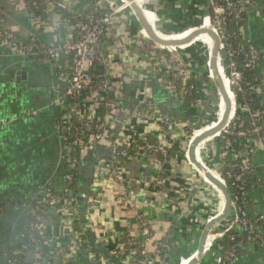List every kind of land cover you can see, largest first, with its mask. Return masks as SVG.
<instances>
[{
	"label": "crops",
	"instance_id": "crops-1",
	"mask_svg": "<svg viewBox=\"0 0 264 264\" xmlns=\"http://www.w3.org/2000/svg\"><path fill=\"white\" fill-rule=\"evenodd\" d=\"M55 1L64 4L66 9H55V12L46 15V24L34 29L24 0H0V27L15 34L22 42L30 41V32L36 30L38 42L63 44L74 35L67 20L75 10L84 8L91 0ZM253 1V9L247 14L245 32L263 53L255 74L261 84L260 111L263 113L264 133V13L256 11L264 0ZM144 6L153 9L154 4L152 0H144ZM144 6L141 5L143 9ZM127 9L122 8L113 16L102 44L106 67L89 73L92 82L94 78L98 83L107 74L111 82L110 90L106 94L87 88L75 104V118L92 119L102 127L104 140L92 148L85 147L77 186L79 197L73 204L74 220L70 222L60 206L49 207L45 219L38 225L37 240L31 238L29 246L21 249V257L26 262L33 260L36 246L34 254L42 264H127V255L123 250L130 242L146 246L151 251L158 245L165 247L166 251L168 247L167 252L174 255L181 254L182 250L183 253L190 250L179 264L193 262L197 240L204 226L199 232L196 227H188L189 218L186 216L190 214L199 220L205 216L200 211L201 205L197 207L196 201L193 202L192 194L196 186L195 190L192 186L190 190L186 189L191 180L187 175L192 171L190 169L201 177L206 191L214 196L210 202L213 213L206 223L213 222L218 216L215 209L216 200H219L217 190L194 164L189 163L190 168L186 166L183 156L172 157L167 165L163 184L168 193H162L153 181L158 174L150 154L126 160L122 181L108 176L109 168L105 165L104 156L111 142L124 141L132 133L146 134L149 140H156L159 119L163 116L171 118L170 132L178 139L181 134L190 133L189 122L200 119L202 115L195 104L185 105L184 99L187 97L182 96L177 87L164 85L154 73L156 58L162 56V52L152 48L144 37H148L146 30L140 32L134 12L131 8ZM208 11V0H160L156 14L145 11V15L158 35L166 39L165 36L169 34L192 33L198 27L209 25L208 19L203 18ZM201 18L204 20L200 22ZM190 26L194 27L187 29ZM158 27L169 34H163ZM182 48H186L181 50L186 58L191 55L187 60L193 65L198 95L202 96L206 79L202 71L206 72L212 84L210 90L215 96L212 116L222 99L212 80V51L208 57L209 47L194 41ZM58 63L61 68L67 66L64 54ZM56 69L44 56H21L9 42L0 41V199L20 202L19 207L0 216V264H7L13 246L24 240L22 234L27 230L29 219L24 204L31 200L35 192H42L47 184L58 193L66 188V159L57 125L69 106L55 105L53 86ZM141 90L153 103L154 111L145 106ZM104 102H108L110 108L109 115L105 117L98 113L101 108L107 112ZM210 124H204L197 130L205 133L209 131ZM214 139L218 142L217 136ZM215 146L213 164H216ZM252 150L248 151V155L256 166L253 175L264 184V154L260 150ZM198 189L199 192L203 191L202 187ZM249 192L254 212L264 215V188L249 189ZM87 198H92V201L88 202ZM233 215L230 214L226 224L207 235L203 259L216 249ZM140 216L145 223L140 221ZM195 240V245H191ZM90 246H93V250H89ZM188 247L190 249L186 250ZM235 264H264V245L249 243Z\"/></svg>",
	"mask_w": 264,
	"mask_h": 264
},
{
	"label": "built area",
	"instance_id": "built-area-1",
	"mask_svg": "<svg viewBox=\"0 0 264 264\" xmlns=\"http://www.w3.org/2000/svg\"><path fill=\"white\" fill-rule=\"evenodd\" d=\"M24 1L34 29L39 25L47 23V19L43 15L52 14L55 12V9H66L64 4L57 3L55 0ZM152 2L154 4L153 9L145 8L144 4L143 6L145 11H150L155 15L160 0H152ZM208 2L209 10L212 13L208 11L203 18L208 19L211 27L218 30L221 36L223 52L229 58V64L226 69L233 89L235 104L237 103L242 109L241 114L233 117L221 133L223 134V145L220 148L219 156L223 161V166L224 164L227 166L225 170L226 179L235 186L237 193L236 200L241 203H248L250 202L251 194L249 189L254 188L248 181V175L253 174L254 169L250 159L243 156L244 151L241 150V147L244 144V140H253L264 146V133L261 134V129L257 124L261 121L260 108L252 112L249 108L250 100H248L250 96L253 101H255V97L261 99V84L258 82L260 79L257 75L252 79L245 75L246 71H251L255 74L263 57V53L258 45L248 39L245 32L247 14L253 9L254 1L208 0ZM123 7L127 6L117 3L115 0H91L84 8L75 10L67 20L66 23L74 35L63 44H44L40 43V41L38 42L36 30L30 32V41L28 42H22L15 34L11 33H7L5 37H0L1 43L9 42L14 46L19 55L26 57L44 56L50 63L54 64V67L57 68L55 73L56 82L53 86L55 105L61 107L69 106V110H66L57 125L59 140L66 159V169L64 172L66 188L61 194L55 192L47 184L42 192H35L31 200L27 204H24L29 213V218H34L28 222L27 226V229L33 233L32 239L37 240L39 235L37 230L38 225L45 219L47 209L51 206H60V210L64 216L70 218V222L74 220L72 215L74 208L72 205L77 201L79 196L72 187L74 183L73 171L80 165L84 150L88 146L92 148L97 142L104 140L102 133L99 131L102 127L95 124L92 119H85L78 124L73 122V114L77 111L75 104L76 101L83 97L87 88L91 90L98 89L106 94L110 90L111 82L107 74L104 79L94 85L89 73L93 67H106L107 62L102 50V44L109 32L113 16ZM256 9V11L259 10L264 13V3L256 7ZM140 28L141 32L143 28ZM144 37L148 38L147 36ZM239 40L248 42V45L243 43L237 44ZM156 47L163 50V48L157 45ZM162 53L168 54L167 52ZM62 54L65 55L68 62L65 68H61L58 63ZM156 59L153 69L154 73L162 78L166 72L172 71L174 79L180 81L178 89L182 96H186L189 100L196 103L198 100L197 85L190 82L191 77L185 75V71L182 70L180 74L178 70L173 68L176 60H173L172 57H167V55H162ZM140 95L145 97V106L154 111L155 107L146 98V92L141 90ZM238 95L242 99L240 103L237 101ZM104 105H106V114L109 115L110 108L108 102H104ZM1 125L2 123H0V127ZM171 125L172 120L169 116H163L159 119L157 146H152L149 143L146 134L138 135L136 133H132L124 141L115 140L111 142L109 146L113 145L112 160L109 162L105 160V165L109 168L108 176L115 181H122L124 170H112V165L121 162L120 159H131V155L127 149H119L120 146L124 145L126 147H135L137 149L136 154L138 155L148 154V152L160 155V157L154 160L158 175L154 177L153 181L154 183L163 185V177L167 165L172 157L177 156L174 151L175 135H172L170 132ZM126 130L128 129L126 128ZM238 146H240L239 151H237ZM170 152L175 154L171 155ZM219 174L226 184L221 171H219ZM87 201H92V198H87ZM14 202L6 198L0 199L1 217L5 216L8 211L20 206V202ZM43 211L44 213L41 214L40 212ZM232 213L234 215L230 217L231 222L224 231V245L221 247L222 254L217 259L216 264H226L224 261H228V264H235L239 258L238 252L240 250L244 249L251 242L260 244L264 240L262 233L258 232V220L257 222L252 221L243 208L238 206L234 200L231 215ZM261 216L264 217L263 215ZM140 221L145 223L143 217H140ZM22 236L25 238L26 233L24 232ZM226 238L229 239L228 245L225 242ZM155 249H158V247L156 246ZM89 250H93V246H90ZM21 251L20 246L15 244L7 259V264H42L36 256L31 262H26L21 257ZM123 251L127 255V264H152L153 260L156 259V256L149 253V249L146 246L137 245L132 242L127 243Z\"/></svg>",
	"mask_w": 264,
	"mask_h": 264
},
{
	"label": "rangeland",
	"instance_id": "rangeland-1",
	"mask_svg": "<svg viewBox=\"0 0 264 264\" xmlns=\"http://www.w3.org/2000/svg\"><path fill=\"white\" fill-rule=\"evenodd\" d=\"M124 9L128 10L127 8H129L130 10V7L127 6V7H123ZM132 11V10H131ZM137 19V18H136ZM203 18H201L200 22L202 21ZM138 20V19H137ZM138 22V21H137ZM139 23V22H138ZM140 24V23H139ZM141 26V25H140ZM194 26H190L189 28L187 29H190V28H193ZM159 31H161L163 34H169V32H164L161 27H158L157 28ZM141 30V28H140ZM190 33L187 32V34H185L186 36H188ZM146 40H148L150 42V45L152 46V48H154L155 50L157 51H160L162 49H159L156 47V45L153 44V42L149 39V38H145ZM194 42H197V43H203L205 44L207 47H209L208 49V57L210 56V47H213L212 44L209 43L208 40H200V39H196L194 40ZM166 49H163L162 51L160 52H167L169 54H165V53H162V55H167V57H172L173 60L175 59L176 60V63L174 65V69L175 70H178V72L181 74V71H185V75L187 76H190L192 79L195 78L194 74H193V68H192V64L190 65L188 63L189 60H187L188 58L190 59V56H188L187 58L184 56V54L181 52V50H186L183 49V48H177V49H172L170 48L169 50L171 51H164ZM191 54V53H190ZM178 60V61H177ZM191 63V61H190ZM205 70V69H204ZM202 75H203V78L205 79V82L203 84V92H202V96H199L198 95V92H197V95H198V100L197 102L195 103V107L196 108H199L200 112H201V118L196 120V121H192V122H189V128H190V133L188 132L187 135H180V137H178V139H176L174 141V151L177 152L176 150L180 149L181 151L179 153H176L177 156L179 157H182L183 156V161L185 162L186 166L188 165V167L190 168V164L186 158V155H182V152L186 154L187 152V149H188V146L190 144V140L192 139V136L195 132V130H197L200 126L204 125V124H207L209 122H213L215 121V119L217 118V110L219 108V104L216 106L217 108H215L214 110V115L212 113V116H211V109L214 108L215 106V102H212L213 99L215 98L214 96V92L212 90H210V86L212 85L210 81H208L207 79V75H206V72L204 73L202 71ZM194 83H196V80L194 81ZM213 92V93H212ZM221 100V99H220ZM220 103V101H219ZM261 122L263 124V113H261ZM221 137L218 138V142L216 143V146H215V162L217 164L215 165H218V168L219 170L221 171V173L223 172V161L220 159V156H219V152H220V147L218 146L219 145V142L221 141ZM178 142V145L176 144ZM254 145V146H253ZM239 147H237V151H239ZM244 148H241V150L244 149V153H243V156L244 157H248L250 159V162L253 164V169H254V172L256 171V166L255 164L253 163V161L251 160V157H249L248 155V151H253L252 149L254 148L255 150H260L261 152H263L264 154V146H262L260 143L258 142H252V141H248V140H244V144L243 146ZM214 147H211V151H210V160L212 161L213 159V151ZM251 149V150H250ZM246 150V152H245ZM256 150V151H257ZM241 152V151H240ZM212 156V157H211ZM215 165H214V168H215ZM156 167V166H155ZM192 171H190V173H187V175L189 176L188 179H191L190 180V183L186 185V189L190 190L191 186L193 188V190H195L196 188V191H194V193L192 194V198H193V202H195L196 206L198 207V205H201L200 208H201V213L204 214V218L203 220H199L196 218V216H190V214H188L186 217L189 218L188 220V227H196L198 228V232L200 231V229L205 225L206 223V220H208V217L213 213V211L211 210L212 208H210L212 206V204L210 205V202L213 201L214 199V196L212 194H209L207 191H206V188H205V184L203 183L202 179L200 176H196V173L195 171H193V169H190ZM193 176V177H192ZM155 177H157V175H155ZM154 180V179H153ZM155 185H157L158 187L161 188V192L163 193H168L167 190H166V187L165 185L163 184H159V183H156ZM196 186V188H195ZM156 188L157 190H159V188ZM199 187H202L203 191L199 192ZM191 200V199H190ZM189 200V202H190ZM192 201V200H191ZM133 205V204H132ZM134 206V205H133ZM132 207V206H131ZM200 211L198 212V215L200 213ZM191 213V212H190ZM262 215V214H261ZM264 216V215H263ZM142 217V216H140ZM187 228V227H186ZM185 228V229H186ZM196 243V240L192 242L191 245H195ZM252 243V242H251ZM155 245V244H154ZM224 245V238H222L218 244H217V247L216 249H214V251L210 254V255H206V257L203 259V262L202 264H216L217 263V259L219 258V256L222 254L221 253V247ZM158 249H154L153 251L149 250V253H151V255H154L156 256V259L153 260L152 264H179L180 260L182 258H184L187 253L189 254L190 253V247H188V249L186 248V250H189V252H185L183 253V250L181 252V254H178V255H174V254H171V253H168L167 251L169 250V248L167 247V251L165 250L166 248L163 247V246H160L158 245ZM185 250V249H184Z\"/></svg>",
	"mask_w": 264,
	"mask_h": 264
},
{
	"label": "water",
	"instance_id": "water-1",
	"mask_svg": "<svg viewBox=\"0 0 264 264\" xmlns=\"http://www.w3.org/2000/svg\"><path fill=\"white\" fill-rule=\"evenodd\" d=\"M117 3L120 4H124L126 5V2H129L130 5L129 7L132 9V11L134 12L136 18L138 19V21L140 22V27H142L143 29L146 30L148 38L157 46L163 48V49H168V48H182L185 47L187 45H189L190 43H192L199 35L201 34H214L217 44H218V49L216 52V56L212 62L211 65V73H212V80L214 85L220 89L223 92V95L225 96V99L227 101V114L226 117L224 119V121L214 130H212L209 133H206L200 137H198L196 140H193V138L190 141L189 144V149L186 152V158L188 160V162L191 164H194V167L197 168V170L199 171H203L207 176H209L213 182L223 191V193L225 194L226 198H227V211L224 215V217L220 220V221H216V222H207L204 227L201 230V233L199 235V238L197 240V245H196V249H195V259L191 264H200L201 260L203 259V254H204V244H205V240L207 235L211 232L214 231L216 228H218L219 226H221L223 223H225L231 212L233 209V198L232 195L227 187V185L225 184L223 178L221 177H216L215 174H213L207 167L202 166L200 163L197 162L196 158H195V154H194V149L195 146L201 142L203 139L209 138V137H213L215 135H220L222 133V131L224 130V128L227 126V124L230 122V117L232 114V110H233V103L231 101V97L229 96V92L226 89L225 84L221 81V79L219 78V74L217 72V62L221 56V53L223 52V42L221 39V36L218 32V30L212 28V27H198L199 30L190 33L188 36L178 39L174 42H168L165 40H162L161 37L158 35L157 30L154 28L153 25H151V23L149 22V20L147 19L146 15H145V11L144 9L137 4L134 0H115ZM127 6V5H126ZM138 17H137V15ZM229 64V58L227 56H225V66L227 67Z\"/></svg>",
	"mask_w": 264,
	"mask_h": 264
},
{
	"label": "trees",
	"instance_id": "trees-1",
	"mask_svg": "<svg viewBox=\"0 0 264 264\" xmlns=\"http://www.w3.org/2000/svg\"><path fill=\"white\" fill-rule=\"evenodd\" d=\"M107 8V7H106ZM106 10V9H105ZM108 10V9H107ZM210 11V10H209ZM209 13H212V11H210ZM43 17L44 18H46V16L45 15H43ZM7 31L6 30H4V29H2L1 27H0V37H5L6 35H7ZM241 44V43H243V44H247L248 45V42H246V41H237V44ZM169 54V53H168ZM99 69H101L100 67H93V69L92 70H94V72H97V71H99ZM104 69V68H103ZM103 72V71H102ZM245 75L248 77V78H250V79H252V78H254L255 76H256V74H254V72H251V71H246L245 72ZM93 79V83H94V85L95 84H98V82L94 79V78H92ZM162 83L164 84V85H173V86H175V87H177V88H179V85H180V81H178V80H175L174 79V77H173V75H172V71H169V72H166L163 76H162ZM190 82H192V83H194V79H192L191 78V80H190ZM259 83H260V80L258 81ZM248 100H250V102H249V108L251 109V111L252 112H255V111H257L259 108H260V99H258V97H255V101H253L252 100V97L250 96V97H248ZM237 101L240 103L241 101H242V99H241V96H237ZM184 102L186 103L185 105H188V106H190V105H192V104H194L195 102L194 101H191V100H189L188 98H185L184 99ZM101 116H106V113L107 112H105V109H100L99 110V112H98ZM62 116V115H61ZM76 116H73V122L74 123H76V124H78V123H81L83 120H85V119H83V120H78V119H76L75 118ZM258 126L260 127V129H261V134L263 133V126H262V123H261V121H259L258 123ZM99 131L101 132V133H103V130L100 128L99 129ZM188 131H191L190 129L188 130ZM256 136H258V135H256ZM221 141L219 142V147L221 148L222 147V145H223V134H221ZM152 138V137H151ZM153 139V138H152ZM149 140V139H148ZM149 143L152 145V146H157L158 145V140L156 139V140H149ZM119 149H127L128 151H129V153H130V155H131V159L133 158V157H137V155L138 154H136V148L135 147H126V146H120L119 147ZM112 150H113V145H111V146H109L108 147V149H107V152L105 153V156H104V159L105 160H107L108 162L109 161H111L112 160V157H111V154H112ZM177 152L176 153H179L181 150L179 149H177L176 150ZM148 154H150V155H152V157L154 158V160L155 159H157L158 157H160V155H158L157 153H154V152H148ZM170 154L172 155V154H175V153H173V152H170ZM185 155V153H183L182 152V155ZM83 160V159H82ZM82 160H81V162H82ZM120 161L121 162H119L118 164L116 163V164H113L112 165V170H114V169H122V170H124L125 169V166H126V159H120ZM81 164V163H80ZM65 169H66V167H65ZM227 169V166H226V164H224V166H223V172H222V174H223V177L225 178V180H226V185H227V187H228V189H229V191H230V193H231V195H232V198H233V200L237 203V205L238 206H240V207H242L243 208V210H244V212L248 215V217L252 220V221H254V222H257V220H258V222H257V225H258V227H259V229H258V232L259 233H262V235L264 236V217H262L261 215H259V214H256L255 212H254V210H253V203H251V201L250 202H248V203H241V202H239V201H237L236 200V198H237V193H236V189H235V186H233L232 184H231V182L228 180V179H226V174H225V170ZM73 174H74V183H73V185H72V187L74 188V190H75V192L77 193L78 191H77V186H78V181H79V179H80V165L73 171ZM248 181H249V183H250V185L251 186H253L254 188H256V189H260L261 190V188H264V184L263 183H261V181L260 180H258L257 178H256V176L255 175H253V174H251V175H248ZM58 193V192H57ZM59 193H63V191H61V192H59ZM72 207L74 208V206L72 205ZM41 214L42 213H44V211L43 212H40ZM31 219H34V218H29L28 219V222L29 221H31ZM76 224V223H75ZM26 237L24 238V240L22 241V242H20L19 243V246H20V249H22V248H25L26 246H29V243L31 242V236L33 235V233L29 230V229H27L26 230ZM225 242H226V245H228L229 243V239L228 238H226V240H225ZM260 245L262 246V245H264V240H263V242H261L260 243ZM35 248H36V246L34 247V249H33V260L35 259V254H34V251H35ZM245 249V248H244ZM244 249H242V250H240L239 252H238V254H239V256L243 253V251H244ZM224 261V260H223ZM226 264H228V261H224Z\"/></svg>",
	"mask_w": 264,
	"mask_h": 264
},
{
	"label": "bare ground",
	"instance_id": "bare-ground-1",
	"mask_svg": "<svg viewBox=\"0 0 264 264\" xmlns=\"http://www.w3.org/2000/svg\"><path fill=\"white\" fill-rule=\"evenodd\" d=\"M134 1L137 4H139L140 6L144 4V0H134ZM126 5L129 6L130 3L126 2ZM203 27H211V25L210 24L209 25H204ZM197 30H199V29H197ZM185 34H187V33L169 34V35L165 36L166 39H162V38L161 39L165 40V41H168V42H174V41H176L178 39L186 37ZM196 39L208 40L209 43L212 44L213 47H210V49H212L211 50L212 54H211V57H210V69H211L212 62H213V60H214V58L216 56V52H217V49H218V44H217L215 35L214 34H201ZM172 49H175V48H172ZM195 53H197V52H195ZM216 69H217V72L219 74V78L225 84L226 89L229 92V96L231 97V101L233 103V110H232V114H231V117H230L232 119L233 117L239 116L241 114V112H242V109L237 103L235 104L233 89L231 87V82L228 79L227 69H226V66H225V53L224 52L221 53V56H220V58H219V60L217 62V68ZM218 91L221 93L222 99L220 100L219 108H218L217 113H216L217 114V118L215 119V121H213L209 125V128H208L209 131L201 134L200 133L201 131L195 130V132H194V134L192 136L193 140H196L198 137H200V136H202V135H204L206 133H209L212 130L216 129L224 121V119L226 117V114H227V107L228 106H227V101L225 99V96L223 95V92L220 89H218ZM216 136L219 137V135H216ZM216 136L215 137L213 136V139H211V138L207 139L206 138V139H203L201 142H199L195 146L194 154H195V158H196L198 163H200L204 167H206L205 165L209 166L208 168L211 170V172L213 174H215L216 177H220V175H219V171L220 170L218 168V165H215V168H214V164L210 160L211 147H214L215 143L217 142V141L216 142L214 141L215 140L214 138H216ZM188 149H189V146H188ZM205 158H208L209 162H208V160L204 161ZM201 162H203L204 164L201 163ZM203 174H204L205 178L214 186V189L217 190L216 192L218 193V196H219V200H216L217 203H216V207H215L216 215H218V216H216V218L213 221V222H216V221L218 222L224 217V215H225V213L227 211V206H226L228 204L227 198H226L225 194L223 193V191L213 182V180L209 176H207L204 172H203ZM222 237L224 238V235ZM191 263H189V264H191Z\"/></svg>",
	"mask_w": 264,
	"mask_h": 264
}]
</instances>
